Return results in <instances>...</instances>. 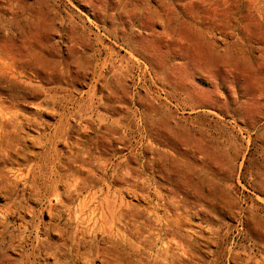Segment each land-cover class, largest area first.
Instances as JSON below:
<instances>
[{"label": "rangeland", "instance_id": "374dc122", "mask_svg": "<svg viewBox=\"0 0 264 264\" xmlns=\"http://www.w3.org/2000/svg\"><path fill=\"white\" fill-rule=\"evenodd\" d=\"M0 184V264H264V0H0Z\"/></svg>", "mask_w": 264, "mask_h": 264}, {"label": "bare ground", "instance_id": "6f19581e", "mask_svg": "<svg viewBox=\"0 0 264 264\" xmlns=\"http://www.w3.org/2000/svg\"><path fill=\"white\" fill-rule=\"evenodd\" d=\"M146 65H147V64H146ZM2 129H3V128H2ZM2 134H3V133H2ZM2 134H1V135H2ZM11 146H13V145H11ZM11 146H10V147H11ZM11 148H12V147H11ZM14 148H15V147H14ZM18 155H19V154H18ZM4 156H5V155H4ZM30 170H31V169H30ZM22 174H23V173H22ZM50 176H51V175H50ZM27 177H28V175H27ZM27 177H26V178H27ZM29 177H30V176H29ZM48 178H49V177H48ZM66 178H67V177H66ZM3 179H4V178H3ZM30 179H31V178H30ZM51 179H52V178H51ZM63 179H64V178H63ZM46 181H47V180H46ZM16 182H17V181H16ZM24 182H25V181H24ZM39 182H40V181H39ZM44 183H45V182H44ZM64 183H65V182H64ZM45 184H46V183H45ZM0 185H1V184H0ZM6 185H7V184H6ZM48 185H49V184H48ZM59 185H60V184H59ZM36 186H37V185H36ZM2 187H3V186H2ZM60 187H61V186H60ZM76 187H77V186H76ZM5 189H8V187H5ZM14 189H15V187H14ZM11 190H13V189H11ZM37 190H38V189H37ZM13 191H14V190H13ZM13 191H11V192L13 193ZM15 191H16V190H15ZM38 192H39V191H38ZM38 192H37V193H38ZM42 192H43V191H42ZM52 192H53V191H52ZM15 193H16V192H15ZM47 193H48V192H47ZM8 194H9V193H8ZM38 194H39V193H38ZM11 195H12V194H9L10 197H12ZM14 195H15V194H14ZM14 195H13V196H14ZM16 195H17V194H16ZM35 195H36V192H35ZM60 196H61V195H60ZM35 198H36V197H35ZM61 198H62V197H61ZM7 199H9V198L7 197ZM10 199H11V198H10ZM30 199H31V198H30ZM30 199H28V200H30ZM38 199H39V197H38ZM40 199H41V198H40ZM58 200H59V199H58ZM58 200H56V201H58ZM32 201H33V200H32ZM34 201H35V200H34ZM33 203H34V202H33ZM54 203H55V202H54ZM58 203H59V202H58ZM39 204H40V203H39ZM42 204H43V203H42ZM52 204H53V203H52ZM28 205H29V204H28ZM34 205H35V204H34ZM56 205H57V204H56ZM1 206H2V205H1ZM50 206H51V205H50ZM32 207H33V206H32ZM40 207H41V206H40ZM10 210H11V209H10ZM53 210H54V209H53ZM35 211H36V210H35ZM43 211H44V210H43ZM43 211H42V212H43ZM51 211H52V210H51ZM8 212H9V210H8ZM35 213H36V212H35ZM59 213H60V212H59ZM29 214H30V213H29ZM32 215H33V213H32ZM112 215H114V214H112ZM24 216H25V215H24ZM26 216H27V215H26ZM30 216H31V215H30ZM60 216H61V214H60ZM37 217H38V216H37ZM52 217H53V216H52ZM52 217H51V218H52ZM55 219H56V218H55ZM58 219H59V218H58ZM49 221H50V220H49ZM51 222H52V220H51ZM54 222H55V221H54ZM40 223H41V222H40ZM46 224H47V223H46ZM46 224H45V225H46ZM53 224H54V223H53ZM57 225H58V224H57ZM49 226H50V225H49ZM26 227H27V226H26ZM52 227H53V226H52ZM44 228H45V227H44ZM57 228H58V227H57ZM61 228H62V227H61ZM45 229H46V228H45ZM64 229H65V228H64ZM43 230H44V229H43ZM54 230H55V227H54ZM58 230H59V229H58ZM62 230H63V229H62ZM65 230H66V229H65ZM41 231H42V230H41ZM41 231H40V232H41ZM50 231H51V230H50ZM47 232H48V231H47ZM53 232H54V231H53ZM53 232H52V233H53ZM57 232H58V231H57ZM43 233H44V232H43ZM55 233H56V231H55ZM59 233H60V231H59ZM61 234H62V233H61ZM63 234H64V233H63ZM46 235H48V234H46ZM77 236H79V235L77 234ZM92 236H93V235H92ZM38 237H39V236H38ZM59 237H60V236H59ZM93 237H94V236H93ZM24 238H25V237H24ZM95 238H96V237H95ZM57 239H58V238H57ZM75 239H76V238H75ZM84 239H85V238H84ZM97 239H98V238H97ZM40 240H41V239H40ZM22 241H23V240H22ZM93 241H94V240H93ZM96 241H97V240H96ZM25 242H26V241H25ZM42 242H43V241H42ZM49 242H50V241H49ZM55 243H57V242H55ZM78 244L80 245V243H78ZM41 245H42V244H41ZM57 245H58V243H57ZM62 245H63V244H62ZM49 246H50V245H49ZM43 247H44V246H43ZM36 248H37V247H36ZM38 249H40V248H37V250H38ZM44 249H45V247H44ZM49 254H50V253H49ZM52 255H53V254H52ZM50 257H51V256H50ZM47 262H48V261H47ZM47 264H48V263H47Z\"/></svg>", "mask_w": 264, "mask_h": 264}]
</instances>
